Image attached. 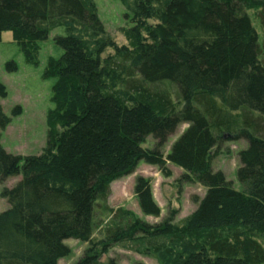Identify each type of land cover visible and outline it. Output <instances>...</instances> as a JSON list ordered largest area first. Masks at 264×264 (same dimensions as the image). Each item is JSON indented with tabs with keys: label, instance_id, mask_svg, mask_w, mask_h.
Returning a JSON list of instances; mask_svg holds the SVG:
<instances>
[{
	"label": "trees",
	"instance_id": "16d2710c",
	"mask_svg": "<svg viewBox=\"0 0 264 264\" xmlns=\"http://www.w3.org/2000/svg\"><path fill=\"white\" fill-rule=\"evenodd\" d=\"M120 1L133 11L130 48L106 33L96 0H0V42L11 32L27 58L53 30L66 32L54 39L64 53L48 74L57 78L55 108L41 155L3 148L11 120L0 105V185L21 177L1 193L10 208L0 214V264H58L70 254L66 241L92 243L99 210L110 219L103 248L78 264H104L117 244L158 264H264V46L245 9L252 0ZM107 50L115 55L103 58ZM160 85L179 90L181 111ZM7 96L0 82V98ZM184 124L165 156L168 138ZM233 130V140L248 142L237 172L243 191L212 171L224 131ZM149 137L153 150L143 148ZM141 162L166 176L172 164L205 188L196 210L179 224L172 211L150 225L110 209L111 185ZM135 194L146 216L160 217L151 180L138 177Z\"/></svg>",
	"mask_w": 264,
	"mask_h": 264
},
{
	"label": "rangeland",
	"instance_id": "374dc122",
	"mask_svg": "<svg viewBox=\"0 0 264 264\" xmlns=\"http://www.w3.org/2000/svg\"><path fill=\"white\" fill-rule=\"evenodd\" d=\"M252 2L254 3L255 0ZM246 1V11L254 28L259 35V44L264 46V8L261 2L259 5ZM99 19L104 25L106 33L119 47H129V31L133 24L131 21L133 11L129 10L120 0H96ZM154 24V22H150ZM59 36H66L64 28H58L51 32L48 40L39 43L37 48L31 49L30 58L26 57L20 44L15 41L11 32H6L0 42V82L7 88L8 96L0 98V105L4 113L11 120L6 130L1 132V143L3 148L10 154L20 157L39 156L45 149L48 141V114L55 108L53 103V90L57 83V78H51L52 62L59 60L63 55V50L56 46L54 39ZM113 50H107L103 58L114 56ZM264 63V56L262 57ZM13 62L16 72H8L7 65ZM137 78H139L137 76ZM156 87L148 86L153 90ZM160 91L171 92L174 104L180 105L179 90L172 85L158 86ZM184 103L178 107L177 111L184 108ZM18 113V115L15 114ZM237 115V113H233ZM254 118L260 114L253 112ZM242 128H246L245 119L240 122ZM188 128V125H181L175 134L168 138L162 152L166 156L172 145ZM236 130L224 131V139L216 148V154L212 161V171L222 172L228 182H231L238 191H243V186L237 179V172L241 166L239 154L247 149L248 142L244 139L233 140ZM156 141L149 137L144 149L153 150ZM168 171L171 176H166L156 166H150L141 162L135 172L111 185V196L108 200V207L112 210L123 209L131 212L140 220L150 224H160L172 211H178L175 223L190 216L197 208L196 200L202 199L206 190L195 181H188L184 178L186 174L182 169L172 164H168ZM138 177L151 180L153 197L160 207V217L146 216L139 205L135 194V183ZM21 181V177L8 179L0 185V214L6 212L10 205L1 197L2 191L11 189ZM98 218L102 219L99 229L94 233L92 243H84L78 240L66 241V246L70 249L69 256L62 258L58 264H78L84 258L88 250L95 249L101 251V240L104 239L105 230L109 227L110 219L101 210L97 211ZM106 218V219H105ZM264 245V240H260ZM130 245L117 244L110 247L107 254L101 258L102 263H107L109 259H114L120 264H158L156 260L138 254L130 248Z\"/></svg>",
	"mask_w": 264,
	"mask_h": 264
}]
</instances>
